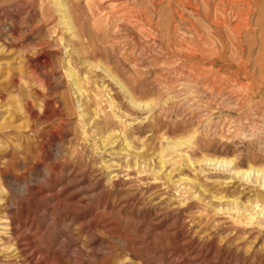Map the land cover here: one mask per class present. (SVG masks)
<instances>
[{
    "label": "rangeland",
    "instance_id": "1",
    "mask_svg": "<svg viewBox=\"0 0 264 264\" xmlns=\"http://www.w3.org/2000/svg\"><path fill=\"white\" fill-rule=\"evenodd\" d=\"M56 1L0 0V264H264V175L198 162L264 171V0Z\"/></svg>",
    "mask_w": 264,
    "mask_h": 264
},
{
    "label": "bare ground",
    "instance_id": "2",
    "mask_svg": "<svg viewBox=\"0 0 264 264\" xmlns=\"http://www.w3.org/2000/svg\"><path fill=\"white\" fill-rule=\"evenodd\" d=\"M57 6L60 10L64 11L62 14V18H63V22L68 25V29H72L73 25L71 24L70 21V15L68 13L67 10V6L65 4V1H61L58 0L56 1ZM91 66L94 67H99L100 65H96V64H90ZM103 68V67H102ZM104 69V68H103ZM104 71L106 72V74L116 83L118 84L120 90L124 93L125 98L134 106H139L140 104H147V102L145 101H140L138 99H136L131 91V88L129 86L126 85L125 82H123L122 80H120V78H118L116 75L110 73L106 68L104 69ZM64 72L67 76V78L70 80V83L72 84L75 92L77 94H82L84 87L81 86V82H80V78L78 76V73L74 70L73 65L70 63V59L66 58L64 61ZM82 77V76H81ZM82 79V78H81ZM110 99L109 101L112 102L113 98L111 96H109ZM175 144V143H174ZM162 158V157H161ZM159 167L163 166V162L164 160L159 159ZM198 162H204L205 164H211L214 166H221V167H229V170H233L234 174H241L243 175L245 178H248L250 176V174H260V175H264V171H262L259 168H255L253 166H250L248 168H239V166H235V163H233L232 159L229 158H217V157H210V156H202L200 159H198Z\"/></svg>",
    "mask_w": 264,
    "mask_h": 264
}]
</instances>
